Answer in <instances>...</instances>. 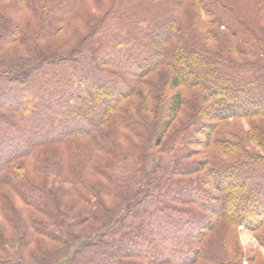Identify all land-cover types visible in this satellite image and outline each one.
Here are the masks:
<instances>
[{
    "label": "trees",
    "instance_id": "16d2710c",
    "mask_svg": "<svg viewBox=\"0 0 264 264\" xmlns=\"http://www.w3.org/2000/svg\"><path fill=\"white\" fill-rule=\"evenodd\" d=\"M0 214V264H264V0H0Z\"/></svg>",
    "mask_w": 264,
    "mask_h": 264
},
{
    "label": "rangeland",
    "instance_id": "374dc122",
    "mask_svg": "<svg viewBox=\"0 0 264 264\" xmlns=\"http://www.w3.org/2000/svg\"><path fill=\"white\" fill-rule=\"evenodd\" d=\"M20 52H21L20 48L17 47L13 51V47H12V50H10L8 55H12L13 53H20ZM154 76L151 79L152 83H153V81L157 82V80H159V78L156 77V75H154ZM137 87H138L137 89H139L140 87L142 88V86H137ZM175 90H177V89H175ZM175 90H173V91H175ZM178 90H180L181 94L186 98V100L190 99V97H191L190 96V94H191L190 91L185 90V89L180 88V87L178 88ZM187 104H188V101H187ZM178 117L182 118V114H180V116H178ZM178 120H179V118H178ZM249 121L250 120L243 119V118H241L239 120L229 119L228 120L229 127H226V129H229L230 131L229 130L226 131V129L223 131L222 135H223L224 139H227L230 142H233V141H235L237 136H239V135H240L239 137L243 136V134L245 132H248L251 129L250 126H249ZM224 124L225 123H222V122L219 123V126H218L219 129L222 130L224 128ZM199 137H201V136H199ZM242 141H243V143L245 145H248L251 150L262 154L261 148L257 145V143L253 142L251 140V138H248V139H244L243 138ZM194 149H196V148H194ZM198 149L203 151L204 154H197V156H195L194 159H200V158H204V157H211L212 159H215V158H217L219 156L223 157L220 148L218 146H216V144H215V138L214 139L212 138L211 143H210V145L208 147H204V148L200 147ZM63 153H61V154L64 155ZM61 159H62L61 168L64 170L65 166H64V158H63V156H62ZM155 168H157V166L153 165V167H151L152 171L155 170ZM10 197H11V200L15 203V205L17 207H22V202L18 199L17 196H15L13 194H10ZM113 201L115 202V200H113ZM220 210H221V208H218V210L216 209V211H218V212ZM212 213H215V211H213ZM0 219H1V214H0ZM0 221H2V220H0ZM96 224L97 223H95V222H87L86 224H84L83 226H81V227H79L77 229L81 230L82 232H85L89 228L95 226ZM231 228L232 227H229L228 230L226 228L217 229L216 232H219L218 236H222V235L225 236L226 234H229V232H231ZM234 229H235L234 232H235L236 240H237L239 246L241 247L242 252L244 253V255H246V256L247 255H253L256 258L263 257V259H264V249L259 245V243L257 242L254 234L251 231L244 229L242 226H239V227L234 228ZM67 262H68L67 259H63V260L58 261V262H56L54 264H67ZM242 264H249L245 257L242 260Z\"/></svg>",
    "mask_w": 264,
    "mask_h": 264
}]
</instances>
